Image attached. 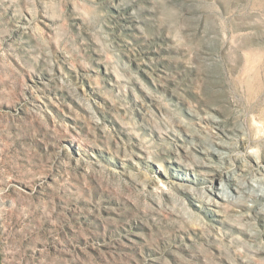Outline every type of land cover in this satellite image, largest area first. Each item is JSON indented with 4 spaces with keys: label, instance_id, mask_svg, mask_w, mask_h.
Returning a JSON list of instances; mask_svg holds the SVG:
<instances>
[{
    "label": "rangeland",
    "instance_id": "rangeland-1",
    "mask_svg": "<svg viewBox=\"0 0 264 264\" xmlns=\"http://www.w3.org/2000/svg\"><path fill=\"white\" fill-rule=\"evenodd\" d=\"M0 264H264V0H0Z\"/></svg>",
    "mask_w": 264,
    "mask_h": 264
}]
</instances>
